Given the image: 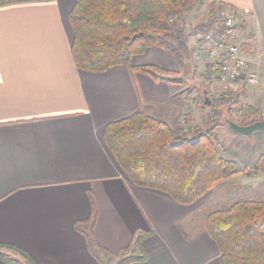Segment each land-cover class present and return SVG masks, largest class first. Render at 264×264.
I'll use <instances>...</instances> for the list:
<instances>
[{
  "label": "crops",
  "instance_id": "0c3cea01",
  "mask_svg": "<svg viewBox=\"0 0 264 264\" xmlns=\"http://www.w3.org/2000/svg\"><path fill=\"white\" fill-rule=\"evenodd\" d=\"M11 1L0 5V245L21 250L37 264H121L142 256L127 264H220L205 230L209 213L201 211L209 204L221 206L226 194H264V160L259 162L264 133L258 132L261 148L250 157L243 140L235 143L228 126L218 127L221 155L242 173L188 206L133 186L103 133L108 124L139 112L177 135L189 138L193 129L205 130L217 111L196 104V98L219 85L200 83L207 81L200 47L213 20L230 8L239 17L230 42L243 46L248 68L260 82L236 81L222 89L257 112L246 122L264 120V0H201L185 19L183 66L156 48L131 59V67L156 68L159 79L126 66L102 73L78 70L68 16L75 0L0 3ZM177 72L195 82H170ZM0 253L11 262L0 259V264H28L9 250Z\"/></svg>",
  "mask_w": 264,
  "mask_h": 264
},
{
  "label": "trees",
  "instance_id": "16d2710c",
  "mask_svg": "<svg viewBox=\"0 0 264 264\" xmlns=\"http://www.w3.org/2000/svg\"><path fill=\"white\" fill-rule=\"evenodd\" d=\"M23 1L28 0L17 2ZM200 1L75 0L68 15L73 29L70 53L75 67L102 73L126 66L132 72L159 79L156 68L131 67V59L144 54L146 49L156 48L168 52L178 66H183L188 57L185 19ZM221 8L215 7L213 13ZM170 82L180 84L178 80ZM208 101L207 105L215 109L222 100L208 98ZM226 103H230L226 120L217 113L218 118H208L205 130L194 131L189 138L139 112L108 124L103 133L104 143L133 186L161 192L175 203L188 206L216 185L242 173L235 161L221 155L215 133L221 125L228 126L233 111L247 115L257 112L237 100ZM196 104L206 105L205 99L197 97ZM258 121L261 120L238 124L245 126ZM205 230L219 250L220 264H264V201H237L213 211L205 218ZM141 239L142 235H138L134 246L139 248ZM2 249L19 255L28 264H37L15 247L0 245ZM0 259L11 263L1 253ZM142 259L144 256L126 259L121 264Z\"/></svg>",
  "mask_w": 264,
  "mask_h": 264
},
{
  "label": "built area",
  "instance_id": "2783aa9c",
  "mask_svg": "<svg viewBox=\"0 0 264 264\" xmlns=\"http://www.w3.org/2000/svg\"><path fill=\"white\" fill-rule=\"evenodd\" d=\"M238 25L239 18L231 10L213 20L210 28L203 35L204 62L217 79L231 83L245 77L247 82L255 83L257 77L250 73L246 60L242 58L241 45L231 43L229 40V33H232ZM221 31L224 33L220 34ZM194 131L196 130L193 129L192 132ZM184 132L189 134L187 127Z\"/></svg>",
  "mask_w": 264,
  "mask_h": 264
},
{
  "label": "rangeland",
  "instance_id": "374dc122",
  "mask_svg": "<svg viewBox=\"0 0 264 264\" xmlns=\"http://www.w3.org/2000/svg\"><path fill=\"white\" fill-rule=\"evenodd\" d=\"M230 10L231 11H233L235 14H236V16L238 17V13L233 9L232 10V8H230ZM226 11H228V10H225L224 12H226ZM223 12V13H224ZM222 13V14H223ZM221 15V14H220ZM219 15V16H220ZM239 18V17H238ZM241 45V44H240ZM204 47V45L202 44L201 45V49ZM243 50V46H241V52H243L242 51ZM199 52H201V50L199 51ZM202 52H203V54H204V50H202ZM245 56H244V52H243V57L242 58H244ZM245 60H246V58H244ZM246 62H247V60H246ZM205 66H206V69H205V72H206V80L207 81H205V79L203 78L202 79V81L200 82V83H209V82H211V80L212 81H217L216 82V84H217V86L219 85V88L218 89H212V87H211V85H210V88H211V91H209L208 93H207V96L206 95H203V96H201L203 99H207L208 100V98H211L212 100H213V97L215 98V97H219V98H217L216 100H222L221 101V103H219L218 104V106L213 110V112L214 111H217V113H218V115H219V117L222 119V120H226V118L228 117V115H227V109L226 108H228V106H229V104L230 103H226V102H228V101H234V100H236V99H234L233 97H231L230 95L228 96V94H227V92L225 91V90H223L222 88H223V86H225L226 84H228V83H230L229 81H226V80H222V79H217L216 77H215V75H214V73H212V72H210V68H209V66L208 65H206L205 64ZM247 66H248V64H247ZM249 71H250V73H252V74H254V75H256V77H257V79H256V82L255 83H249V82H247V79L245 78V77H243L242 79H240V80H237L238 82H240L241 84H247V85H249V86H255V84L257 85V84H259V82H260V78H259V76L256 74V73H254L252 70H250L249 69ZM202 72V71H201ZM172 77L174 78V79H172V80H178L179 81V83L180 84H176V85H181L182 84V82L183 81H190V82H195L194 80L195 79H193V78H191V77H189V76H185L184 75V73L182 74V73H180V72H177V74H174V75H172ZM209 84H211V83H209ZM182 87V86H181ZM180 87V88H181ZM179 88V89H180ZM221 88V89H220ZM208 89V88H207ZM209 90V89H208ZM187 96H189V95H187ZM224 98V99H223ZM240 104V103H239ZM241 105V104H240ZM232 110H234V109H232ZM147 116V115H146ZM213 116L215 117L216 116V112H214V114H213ZM232 117V122L233 121H238V122H246V117H247V114H245L244 112H237V111H233L232 112V115H231ZM151 118V117H150ZM154 119V118H153ZM155 120H157V119H155ZM255 120H256V118H255ZM260 120V119H259ZM160 121V120H159ZM253 121V120H252ZM261 121H264L263 119H261ZM249 122V121H248ZM251 122V121H250ZM186 128V126H184L183 125V127H182V131L184 132V129ZM185 133V132H184ZM230 134H232V137L233 138H235L234 140H237V141H235V143H237L239 140H243V142L244 143H246V148L249 150L250 149V157H253V156H255L256 154H257V152L260 150V148H261V145L260 144H262L261 143V141H258L257 140V136H259L258 134V132L256 133H253L252 135H250V136H247V137H245V136H241V135H237V134H235V133H230ZM186 137V136H185ZM232 142H234L233 140H232ZM262 160H264V158L262 159ZM252 169V168H251ZM237 201H264V194H258V196H251V195H246V194H243V193H239V194H236V195H234V196H230V195H228V194H226L225 195V198H224V200L221 202L222 204H221V206H216V205H213V204H209V205H207L205 208H203V210L201 211V213H203V215H204V213H210V212H213V211H215L214 209H216L217 207H221V208H219V210H221V209H225L226 207H229L230 205H232L233 203H235V202H237ZM203 215H199V217H198V220L202 223V221H203ZM198 221V222H199ZM13 253V252H12ZM15 254V253H14ZM128 259V258H127Z\"/></svg>",
  "mask_w": 264,
  "mask_h": 264
},
{
  "label": "water",
  "instance_id": "95a60500",
  "mask_svg": "<svg viewBox=\"0 0 264 264\" xmlns=\"http://www.w3.org/2000/svg\"><path fill=\"white\" fill-rule=\"evenodd\" d=\"M206 105L209 104V101L206 99L205 100ZM227 125L229 127V129L232 131V133H235L237 135H241V136H250L255 132H262L264 133V121H258V122H254L252 124L249 125H237L235 122L232 121H228Z\"/></svg>",
  "mask_w": 264,
  "mask_h": 264
}]
</instances>
